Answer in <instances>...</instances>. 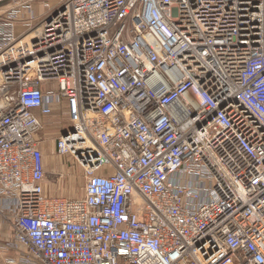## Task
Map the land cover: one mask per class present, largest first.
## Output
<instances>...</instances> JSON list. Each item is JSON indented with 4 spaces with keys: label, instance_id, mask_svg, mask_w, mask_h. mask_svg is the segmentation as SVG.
Masks as SVG:
<instances>
[{
    "label": "built area",
    "instance_id": "1",
    "mask_svg": "<svg viewBox=\"0 0 264 264\" xmlns=\"http://www.w3.org/2000/svg\"><path fill=\"white\" fill-rule=\"evenodd\" d=\"M11 4L4 263L264 264V0ZM56 111V149L84 171L79 198L43 189L39 117Z\"/></svg>",
    "mask_w": 264,
    "mask_h": 264
},
{
    "label": "rangeland",
    "instance_id": "2",
    "mask_svg": "<svg viewBox=\"0 0 264 264\" xmlns=\"http://www.w3.org/2000/svg\"><path fill=\"white\" fill-rule=\"evenodd\" d=\"M11 3L9 0L6 6ZM49 118V122H43V130L38 135L44 171L43 189L47 196L79 198L85 182L82 165L69 155L59 154L56 149L57 138L67 128L66 116L56 111Z\"/></svg>",
    "mask_w": 264,
    "mask_h": 264
},
{
    "label": "crops",
    "instance_id": "3",
    "mask_svg": "<svg viewBox=\"0 0 264 264\" xmlns=\"http://www.w3.org/2000/svg\"><path fill=\"white\" fill-rule=\"evenodd\" d=\"M8 3L9 0L0 1V13H2L5 9L8 8V6H6ZM39 118L42 123L49 122L51 120L50 118L48 119V117H39ZM9 241H10V237L8 233L5 234L0 233V264H5L4 263L5 258L14 255L15 251L10 248L9 245L10 243L8 244Z\"/></svg>",
    "mask_w": 264,
    "mask_h": 264
}]
</instances>
